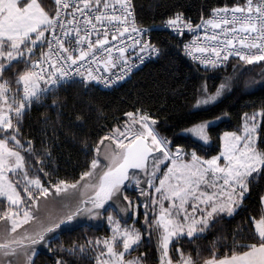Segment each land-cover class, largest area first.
<instances>
[{"label": "snow or ice", "instance_id": "6c2138e0", "mask_svg": "<svg viewBox=\"0 0 264 264\" xmlns=\"http://www.w3.org/2000/svg\"><path fill=\"white\" fill-rule=\"evenodd\" d=\"M159 28L202 73L190 101L197 112L234 93L246 66L264 68V0L211 7L199 22L176 10ZM151 32L133 0H0V264H37L41 247L48 264H148L146 240H155L157 264H264V189L255 211L224 232L264 179V102L217 135L214 152L204 147L221 116L184 127L187 146L140 104L111 123L97 117L94 134H72L84 161L64 175L53 166L57 127L39 138L25 131L31 110L49 96L56 107L64 85L118 87L165 56ZM233 62L231 75H217ZM253 84L264 88V72L244 88ZM75 120L82 128L88 117ZM81 221L102 222L103 235L53 247L57 230L101 227Z\"/></svg>", "mask_w": 264, "mask_h": 264}, {"label": "trees", "instance_id": "16d2710c", "mask_svg": "<svg viewBox=\"0 0 264 264\" xmlns=\"http://www.w3.org/2000/svg\"><path fill=\"white\" fill-rule=\"evenodd\" d=\"M232 2L233 0H133L138 23L152 29L153 41L160 44L166 55L147 62L117 89L103 90L96 86L86 88L78 83L64 85L56 94V107H48L53 101V97L49 96L43 107L37 105L31 110L25 131L39 138L42 131L46 130L51 134L53 126L57 127L59 137L56 140L53 166L61 170V175L65 172L72 174L73 169H78L84 161L80 146L73 140V133L81 136L92 135L96 129L97 117H99L100 124L105 122V118L111 123L114 115L118 116L123 111L132 110L137 104L159 115L160 130L163 135L186 146L192 144L193 141L191 137L182 132L184 127L191 126V121H198L201 118L213 119L215 116H221V119L214 125L212 142L204 147L205 151L214 152L217 148L215 137L223 131L234 130L243 112H251L254 105L258 107L264 102V88H261L259 84L244 88V82L259 79L264 68L259 65L246 66V70L239 76V88L234 93L224 99L218 107L197 112L192 108L190 101L196 78L202 73H198L195 65L180 54L174 37L160 30L159 26L162 19L176 10L182 11L193 21L199 22L201 15L207 16L211 7ZM234 66V62L230 63L217 75L221 77L231 75ZM223 112H227L228 115L223 116ZM77 114L88 117L87 123L82 128L75 127ZM45 119L48 123H41ZM60 125H63V129ZM69 127H71V132L68 131ZM261 189H264V179L254 185L252 196L247 202L248 210L242 211L230 223L225 222V234L233 231L237 225L241 224L242 218L255 211L258 203L257 193ZM104 227V225L100 228L77 226L72 230L68 228L62 232L57 230L54 234L56 240L53 247L59 243L67 246L69 241L76 240L78 237L83 239L103 235ZM215 235L216 233H210L207 240L198 243L207 245ZM146 246L140 249V252L146 255L148 264H157L155 249ZM186 247L190 246L186 245ZM49 258L48 250L41 248L37 264H48Z\"/></svg>", "mask_w": 264, "mask_h": 264}, {"label": "rangeland", "instance_id": "374dc122", "mask_svg": "<svg viewBox=\"0 0 264 264\" xmlns=\"http://www.w3.org/2000/svg\"><path fill=\"white\" fill-rule=\"evenodd\" d=\"M217 122L218 121H216V123ZM73 195H75V194H73ZM57 199H59V198H57ZM73 223L75 224L76 222H73ZM80 223L81 224H91V225H96L97 223H101V225H103L102 222H95V221H81ZM146 245H148L150 248L153 247V249H155V240H153L151 243L147 242V240H146L143 247H147ZM143 247L141 249H143ZM41 248H42V250H45V248H43V247H41ZM155 252H156V250H155ZM156 258L158 260V253L157 252H156Z\"/></svg>", "mask_w": 264, "mask_h": 264}, {"label": "built area", "instance_id": "2783aa9c", "mask_svg": "<svg viewBox=\"0 0 264 264\" xmlns=\"http://www.w3.org/2000/svg\"><path fill=\"white\" fill-rule=\"evenodd\" d=\"M141 26V25H140ZM142 27H144V26H142ZM144 28H147V27H144ZM167 32V31H166ZM169 33V32H168ZM187 38H191V37H187ZM154 61V60H153ZM191 62V61H190ZM147 63V62H146ZM145 63V64H146ZM261 63H263V62H261ZM145 64H143V65H140L138 68H135L133 71H132V73L130 74V76L126 79V80H128L130 77H131V75L132 74H134L137 70H139L140 68H142ZM79 78H77V80H78ZM125 80V81H126ZM125 81H122V82H120V85L121 84H123ZM79 84V83H78ZM119 85V86H120ZM118 86V87H119ZM96 87H99V88H101V89H103V90H113V89H117L118 87H114V88H105V87H103L102 85H96Z\"/></svg>", "mask_w": 264, "mask_h": 264}]
</instances>
